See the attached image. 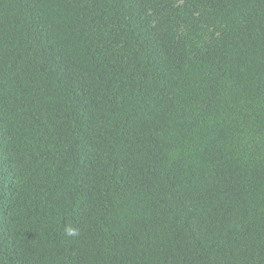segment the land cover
<instances>
[{"label": "trees", "instance_id": "obj_1", "mask_svg": "<svg viewBox=\"0 0 264 264\" xmlns=\"http://www.w3.org/2000/svg\"><path fill=\"white\" fill-rule=\"evenodd\" d=\"M0 264H264V0H0Z\"/></svg>", "mask_w": 264, "mask_h": 264}, {"label": "clouds", "instance_id": "obj_2", "mask_svg": "<svg viewBox=\"0 0 264 264\" xmlns=\"http://www.w3.org/2000/svg\"><path fill=\"white\" fill-rule=\"evenodd\" d=\"M67 234H68V235H74V234H75V230L72 229V228H68V229H67Z\"/></svg>", "mask_w": 264, "mask_h": 264}]
</instances>
